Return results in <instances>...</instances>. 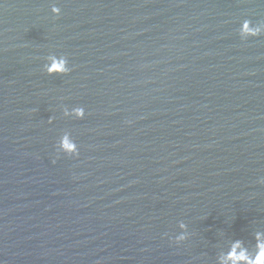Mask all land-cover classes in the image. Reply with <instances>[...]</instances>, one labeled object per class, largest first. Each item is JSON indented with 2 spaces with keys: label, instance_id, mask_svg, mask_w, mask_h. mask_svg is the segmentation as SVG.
<instances>
[{
  "label": "water",
  "instance_id": "water-1",
  "mask_svg": "<svg viewBox=\"0 0 264 264\" xmlns=\"http://www.w3.org/2000/svg\"><path fill=\"white\" fill-rule=\"evenodd\" d=\"M257 234L264 0H0V264H248Z\"/></svg>",
  "mask_w": 264,
  "mask_h": 264
},
{
  "label": "clouds",
  "instance_id": "clouds-1",
  "mask_svg": "<svg viewBox=\"0 0 264 264\" xmlns=\"http://www.w3.org/2000/svg\"><path fill=\"white\" fill-rule=\"evenodd\" d=\"M54 14H59L60 10L58 9H53L52 10ZM250 34L255 35V32H252ZM62 71H69V68L67 67V61L61 57L59 59V65H58ZM65 115H72L77 118H82L84 116V109L83 107L76 106L69 109H65L64 111ZM58 150L65 153V154H70V155H76L78 154V148L77 145L74 142H71L66 134H61L59 139H58V144H57ZM175 239L177 241H181L185 239V234L180 233L178 234ZM257 252L255 256L252 257H247L248 264H264V242L259 240V234H257ZM239 243V242H235ZM246 256V253H245Z\"/></svg>",
  "mask_w": 264,
  "mask_h": 264
}]
</instances>
